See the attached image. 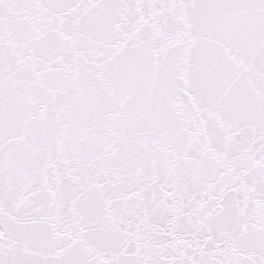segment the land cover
<instances>
[{"label": "snow or ice", "instance_id": "6c2138e0", "mask_svg": "<svg viewBox=\"0 0 264 264\" xmlns=\"http://www.w3.org/2000/svg\"><path fill=\"white\" fill-rule=\"evenodd\" d=\"M0 264H264V0H0Z\"/></svg>", "mask_w": 264, "mask_h": 264}]
</instances>
